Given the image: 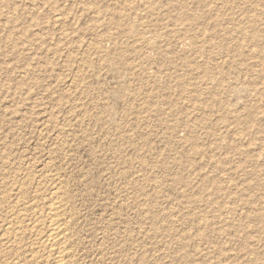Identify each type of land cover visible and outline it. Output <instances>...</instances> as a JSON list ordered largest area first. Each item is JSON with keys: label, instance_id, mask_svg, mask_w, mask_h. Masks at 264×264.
Listing matches in <instances>:
<instances>
[{"label": "rangeland", "instance_id": "1", "mask_svg": "<svg viewBox=\"0 0 264 264\" xmlns=\"http://www.w3.org/2000/svg\"><path fill=\"white\" fill-rule=\"evenodd\" d=\"M54 200L70 264H264V0H0V264Z\"/></svg>", "mask_w": 264, "mask_h": 264}, {"label": "bare ground", "instance_id": "2", "mask_svg": "<svg viewBox=\"0 0 264 264\" xmlns=\"http://www.w3.org/2000/svg\"><path fill=\"white\" fill-rule=\"evenodd\" d=\"M185 5V4H184ZM207 6V5H206ZM188 8V7H187ZM193 11V10H192ZM194 12V11H193ZM189 22V21H188ZM191 27V26H190ZM246 34V33H245ZM135 37V36H134ZM143 37V36H142ZM139 38V37H138ZM141 39V38H140ZM137 41V40H136ZM141 41V40H140ZM144 44V43H143ZM262 45V44H261ZM126 47V46H125ZM124 48V47H122ZM129 50V49H128ZM123 55V54H121ZM126 57V56H125ZM117 58V57H116ZM121 58V57H120ZM110 59V58H109ZM111 62V61H110ZM111 64V63H110ZM124 65V64H123ZM121 75V74H120ZM128 89V88H127ZM106 108V107H105ZM108 108V106H107ZM111 108V107H110ZM150 108V107H149ZM103 109V108H102ZM151 110V109H150ZM105 112V110L103 111ZM55 181V180H54ZM57 186V185H56ZM55 186V187H56ZM53 187V186H52ZM59 190V189H58ZM35 191V190H34ZM38 193V192H37ZM41 194V193H40ZM54 195V194H53ZM43 196V195H42ZM68 196V195H66ZM23 197V196H22ZM56 197V196H55ZM54 198V196H53ZM60 198V197H59ZM71 198V197H70ZM58 199V196H57ZM61 199V198H60ZM50 200V199H49ZM55 201V200H54ZM53 202V201H51ZM58 202V201H55ZM19 203V202H18ZM64 203L63 202H58V203H52V205H49V210H48V219L49 222H46L47 224H45L47 226V232L45 235V251H50V255L52 254L54 256L53 261L51 262V264H70V260L72 258V251H71V244L69 242V237L66 235V232L68 231V229L66 227H68V225L66 226V222H65V217H63L64 215H66L65 210H66V206L64 207ZM69 204V203H68ZM26 205V204H25ZM25 207V206H24ZM30 208V206H29ZM32 208V207H31ZM68 208V207H67ZM34 209V208H33ZM36 209V208H35ZM38 209V208H37ZM46 209V208H44ZM29 210V209H27ZM31 211V210H30ZM75 211V210H74ZM12 213V212H11ZM32 213V212H31ZM34 213V212H33ZM70 213V212H69ZM21 214V213H20ZM24 214V213H23ZM26 214V213H25ZM72 214V213H71ZM44 215V214H43ZM24 216V215H23ZM33 216V215H32ZM31 216V217H32ZM38 216V215H37ZM42 216V215H41ZM40 217V216H39ZM15 218V217H13ZM24 218V217H23ZM19 219V218H18ZM28 219V218H27ZM10 221V220H9ZM67 221V220H66ZM15 222V221H14ZM26 222V220H25ZM24 222V223H25ZM31 222V221H30ZM42 222V221H41ZM70 222V221H69ZM16 223V222H15ZM21 223V222H20ZM32 223V222H31ZM37 223H39V221H37ZM13 225V224H12ZM26 225V224H24ZM22 225V226H24ZM11 226V225H10ZM15 226V225H14ZM36 226V225H35ZM28 227V225H27ZM34 226H32L33 228ZM40 227V226H39ZM38 227V228H39ZM12 228V227H11ZM17 228V227H16ZM22 229V228H21ZM24 229V228H23ZM20 231V230H19ZM25 231V230H24ZM23 231V232H24ZM33 231V230H32ZM43 231V230H42ZM27 232V231H26ZM24 232V233H26ZM34 232V231H33ZM36 232V230H35ZM45 232V231H44ZM9 233V232H8ZM16 233V231H15ZM23 233V234H24ZM13 234V233H12ZM10 234V236L12 235ZM21 233H17L16 237L18 238L20 236ZM14 235V236H15ZM22 235V234H21ZM78 235V234H77ZM202 235V234H201ZM13 236V235H12ZM23 236V235H22ZM6 237V236H4ZM37 237V235H36ZM2 238V237H1ZM5 239V238H4ZM16 239V238H14ZM38 239V238H37ZM24 241V239H22ZM71 241V240H70ZM13 242V240H12ZM20 242V241H19ZM15 240V244L19 243ZM40 242V241H39ZM23 243V242H22ZM41 243V242H40ZM1 244V243H0ZM37 244V243H36ZM19 245V244H18ZM24 245V244H22ZM42 245V244H41ZM8 246V245H7ZM19 247V246H18ZM74 247V246H73ZM14 248V247H13ZM23 248V246H22ZM10 250V249H9ZM14 251V250H13ZM74 251V250H73ZM7 253V252H6ZM34 255V253H33ZM51 255V256H52ZM44 256V255H43ZM40 257V256H39ZM45 257V256H44ZM75 257V256H74ZM38 258V257H36ZM42 258V257H41ZM35 259V258H34ZM50 259V258H49ZM42 260V259H41ZM33 261V260H32ZM40 261V260H39ZM73 261V259H72ZM21 262V261H20ZM45 262V261H44ZM32 263V262H31ZM23 264V263H22ZM29 264V263H27ZM74 264V263H72Z\"/></svg>", "mask_w": 264, "mask_h": 264}]
</instances>
